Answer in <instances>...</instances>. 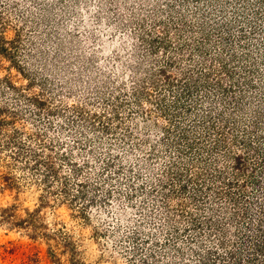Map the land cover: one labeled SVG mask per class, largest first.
<instances>
[{
  "label": "rangeland",
  "instance_id": "obj_1",
  "mask_svg": "<svg viewBox=\"0 0 264 264\" xmlns=\"http://www.w3.org/2000/svg\"><path fill=\"white\" fill-rule=\"evenodd\" d=\"M0 264H264V0H0Z\"/></svg>",
  "mask_w": 264,
  "mask_h": 264
},
{
  "label": "trees",
  "instance_id": "obj_2",
  "mask_svg": "<svg viewBox=\"0 0 264 264\" xmlns=\"http://www.w3.org/2000/svg\"><path fill=\"white\" fill-rule=\"evenodd\" d=\"M38 211H34L32 214L29 215L28 223H31L32 226L36 227V222L34 219V216L37 214ZM37 221V220H36ZM40 234L43 236L44 234L40 232ZM45 236V235H44Z\"/></svg>",
  "mask_w": 264,
  "mask_h": 264
}]
</instances>
